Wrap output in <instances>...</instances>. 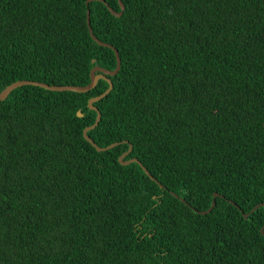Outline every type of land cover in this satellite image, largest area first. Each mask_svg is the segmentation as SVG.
<instances>
[{
	"label": "trees",
	"instance_id": "trees-1",
	"mask_svg": "<svg viewBox=\"0 0 264 264\" xmlns=\"http://www.w3.org/2000/svg\"><path fill=\"white\" fill-rule=\"evenodd\" d=\"M87 1L0 0V93L121 59L109 151L106 80L0 100V264H264V0Z\"/></svg>",
	"mask_w": 264,
	"mask_h": 264
},
{
	"label": "water",
	"instance_id": "water-1",
	"mask_svg": "<svg viewBox=\"0 0 264 264\" xmlns=\"http://www.w3.org/2000/svg\"><path fill=\"white\" fill-rule=\"evenodd\" d=\"M94 1H99V2H103L105 3L103 0H88L87 1V5H89V3L91 2H94ZM119 4H120V7H121V12L120 13H117L114 9H112L108 4H107V7L109 8L110 12L120 18L123 16V13L125 11V6L122 2V0H119ZM87 17H88V25H89V29H90V33H91V36L92 38L100 45V46H103V47H108L110 49H113L116 53V57H117V68L115 71H108V70H105V69H102V68H94L92 73H91V84L87 87H73V86H63V87H57V86H50L48 84H44V83H39V82H34V81H22V82H16V83H13L12 85H10L8 88H6L2 93H0V100L1 101H5L9 95L16 89L20 88V87H23V86H35V87H40V88H44L46 90H49V91H54V92H75V93H86V92H89L91 90H93L94 88H96V86L98 85L99 81L100 80H106L108 83H109V89L101 96L97 97V98H93L89 101V108L94 110V111H97L98 115H97V120H96V123L92 126V127H89V128H86L84 130V137L85 139L90 142L92 145H94V147L97 149L98 152H105V151H109L111 149H113L114 147H116L118 144H114V145H111L107 148H100L89 136H88V133L91 131V130H94L95 128L98 127V125L100 124V121L102 119V114L100 113V111H98L97 107L94 106L95 103L99 102L100 100L104 99L105 97H107L113 90V83L110 79L107 78V76H116L120 69H121V59H120V55H119V52L118 50H116L113 46L109 45V44H106V43H103L101 42L100 40H98L96 38V36L94 35L93 33V30H92V27H91V18H90V11H88L87 13ZM79 116L81 117L82 114L79 113ZM133 148L130 147V150L129 152H127L125 155H123L121 158H120V163L124 166H128L132 163H139V160L138 159H131L129 161H124L125 158L132 152ZM144 171L148 174V176H150L152 178L153 181H155L156 183H158L160 185L161 188H164L159 182L158 180H156L149 172L147 169L144 168ZM219 197L218 194H215L214 195V201H213V204H212V207L207 211V212H200V214L202 215H206L208 213H210L216 206V201L215 199ZM261 207H264V204H260L258 205L255 209H259ZM249 214L245 215V218H248ZM262 233H264V230H262Z\"/></svg>",
	"mask_w": 264,
	"mask_h": 264
}]
</instances>
